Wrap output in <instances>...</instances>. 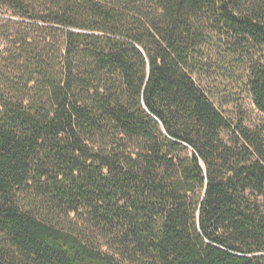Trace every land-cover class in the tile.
<instances>
[{"label": "trees", "instance_id": "16d2710c", "mask_svg": "<svg viewBox=\"0 0 264 264\" xmlns=\"http://www.w3.org/2000/svg\"><path fill=\"white\" fill-rule=\"evenodd\" d=\"M230 86L264 114V0H0V264H264Z\"/></svg>", "mask_w": 264, "mask_h": 264}, {"label": "rangeland", "instance_id": "374dc122", "mask_svg": "<svg viewBox=\"0 0 264 264\" xmlns=\"http://www.w3.org/2000/svg\"><path fill=\"white\" fill-rule=\"evenodd\" d=\"M225 85L228 84H223V86ZM228 91L227 93L233 91L234 95L232 96L231 93L229 94L230 102L225 104L222 108L226 116L241 119L244 121L245 125L251 128H256L264 123V114L256 107L249 96L241 94L238 88H233L232 86L229 87ZM225 94L226 92L222 91L220 98L222 100L219 101L220 107L222 101L224 102L225 100Z\"/></svg>", "mask_w": 264, "mask_h": 264}]
</instances>
